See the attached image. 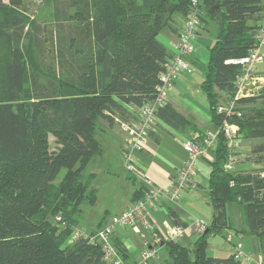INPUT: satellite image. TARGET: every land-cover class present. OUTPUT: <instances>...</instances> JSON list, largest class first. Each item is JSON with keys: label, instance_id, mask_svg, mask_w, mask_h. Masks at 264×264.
I'll list each match as a JSON object with an SVG mask.
<instances>
[{"label": "trees", "instance_id": "16d2710c", "mask_svg": "<svg viewBox=\"0 0 264 264\" xmlns=\"http://www.w3.org/2000/svg\"><path fill=\"white\" fill-rule=\"evenodd\" d=\"M191 1L53 0L55 60L39 73L30 52L42 54L45 28L27 12L25 0H0V264H104L96 233L70 240L84 208L97 200L95 175L88 172L91 159L102 152L95 131L100 120L127 121L124 106L140 109L153 100L170 58L156 37L163 30L175 32V18L184 19ZM198 9L200 26L217 27L201 83L212 129L218 131L208 151L212 218L192 249L160 239L155 229L151 237L166 251V264H240L233 255L207 257V240L232 230L227 208L236 205L246 219L247 230L240 233L254 237L264 254V179L257 177L261 171L224 170L233 153L216 107L234 95L241 68L225 61L254 47L264 3L198 0ZM258 94L241 99L240 117L228 119L238 139H264V91ZM155 117L174 131L192 132L191 141L199 145L207 133L167 103ZM251 152L264 158V144ZM143 194L142 187L136 189L132 202ZM168 217L172 225L184 226L170 210ZM111 242L130 263L121 242Z\"/></svg>", "mask_w": 264, "mask_h": 264}, {"label": "built area", "instance_id": "2783aa9c", "mask_svg": "<svg viewBox=\"0 0 264 264\" xmlns=\"http://www.w3.org/2000/svg\"><path fill=\"white\" fill-rule=\"evenodd\" d=\"M46 0H26L31 7H40ZM200 12L198 9V0H192L190 9L183 19V25L179 33V41L173 48L170 58L167 61L164 71L158 77V85L155 87V96L153 100L138 109L134 116V122L121 121L115 118V124L124 130L128 140L123 153L124 167L131 176H137L140 185L144 191L143 198L132 202L125 211L119 215L111 217L94 236L96 243L103 252L104 264H146L156 257L157 249H147L142 255L140 263H127L118 254L116 248L111 242V235L118 229H130L134 233L144 237L145 234L154 231V225L151 214L158 209L159 198L164 196L169 201L176 202L180 199V192L189 189L194 185V179L199 171L198 159L209 161L211 156L209 150L213 148L217 132L215 130L208 131L202 139V145L191 140L183 144V150L187 154L186 160L176 169L171 178V185L168 191H162L147 178L141 175L137 169L136 155L141 152L147 145L149 134L155 129L157 119L155 111L162 107L166 101L170 88L173 86L179 73L190 69V65L185 58L195 51V37L200 27ZM256 43L246 56L237 60H227V65H239L241 73L235 83V92L231 99L220 103L216 107V113L220 114L224 119L221 124V131L229 143L231 152L237 145L238 134L237 127L228 122L229 118L240 117L243 108L240 100L255 96L259 90L258 80L260 77L256 74V65L264 61V13L263 21L260 29L255 35ZM233 153V152H232ZM232 156L228 163L224 166V170L232 169ZM258 179H264V171L257 173ZM264 191V190H263ZM262 191V192H263ZM198 225V224H197ZM198 233L204 231V227L197 226ZM83 235L77 230L71 234L70 240L73 241ZM162 236L169 242L178 243L184 238V229L174 226L170 223L162 224ZM230 236L227 237V241ZM154 241V240H153ZM155 243V242H154ZM232 255L240 264H253L256 261L262 264L259 254L245 253L241 244L233 247Z\"/></svg>", "mask_w": 264, "mask_h": 264}, {"label": "crops", "instance_id": "0c3cea01", "mask_svg": "<svg viewBox=\"0 0 264 264\" xmlns=\"http://www.w3.org/2000/svg\"><path fill=\"white\" fill-rule=\"evenodd\" d=\"M182 25L183 18L176 17L174 24L175 32L163 30L156 37L157 40L167 49V52L169 54H171L173 48L179 41V33ZM208 25L207 27L205 25H201L199 27L197 36L194 39L195 51L192 55L187 56L185 58L186 62L190 65V69L179 73L173 86L168 92L166 101L167 104H170L176 112H178L188 121H190L198 130L205 132L213 130L210 123V115L208 111L206 97L201 90L204 68L208 59V50L212 46L214 41L212 34L213 32L210 31L211 29H209ZM261 64H264V61L256 65V74L260 77V80H258V85L260 88L257 91L256 96L259 92L264 91V68L261 70L262 72H258L257 70V67H259ZM256 96L252 98H256ZM124 107L129 113L127 121L134 122V116L137 114L138 109H135L131 106ZM99 123L97 130L101 134L102 139L104 141L103 143L105 145H102L97 140L101 146L102 152L100 155L94 156L91 159L88 165V172L95 175V181H97L99 177L104 176L110 180H120L122 170L125 171L122 164V160L123 153L128 140L127 134L124 130H122L115 124L109 125L103 120H100ZM97 130L95 131V133L97 132ZM192 136V132L181 133L174 131L166 124L157 120L156 127L150 133L146 147L136 155V165L141 175L147 177L158 189L162 191H168L170 189L171 178L173 174L175 173L176 169L187 158V154L183 150V144L191 140ZM261 144H264V139H238L237 145L232 151V169L235 172L264 171V158L261 157V153L251 152L253 147ZM126 176L127 179H130L133 182V184L138 181L137 179H139L137 176H131L128 173ZM194 185L198 187L196 180L194 182ZM95 187L97 189V200L94 206H96L99 201V188L97 187V184H95ZM138 187L140 188L141 185L139 184ZM136 189L138 188H135L133 191L131 190L130 193L127 192V194L123 196L122 200L118 196V192L115 191L113 199L118 200L119 205H113L114 213L112 214H109L107 210L108 208H110L109 206L105 208L101 218V221H103L101 223V227L102 225L104 226L105 224H107L108 220L112 216L119 215L120 213L126 210V208L132 203L133 193ZM166 200V197H160L157 204V211L151 214V219L155 231L158 232V235H162L163 223L172 224L171 220L168 217L169 210L175 213L178 219L184 224L182 228H186L185 222L179 218L178 214L175 211L167 208L168 206L166 205ZM126 201L128 202L126 203ZM207 223L208 222H206V224H203L202 222H197L196 233L199 234L197 231L198 225L204 227L208 225ZM98 229L100 230V228H97L95 231H91L90 234L97 233L99 231ZM116 230H119V234L124 233V229L122 228H118ZM246 230L247 226L239 230H233V236L230 234L226 235V242L231 244L229 251L226 252L229 254L227 257L232 255L233 247L237 244H241L245 253L259 254L258 241L252 236L240 233V231ZM77 231L83 235H90L84 234L78 229ZM228 236H230L229 241H227ZM145 237L148 239L146 240V251L147 249L154 247V241L152 240L150 233L145 234L142 239H144ZM233 237L235 240H232ZM113 238L118 239L123 245V248L128 254L127 261L130 263H138L136 262V259L132 258L131 256L132 248L131 245L128 243L129 241L126 239L123 240V238L117 236L115 234V231L111 235V240H113ZM178 243L182 246H185V243ZM112 244L114 245L113 242ZM159 246L161 247L162 245ZM114 247L116 248L115 245ZM154 248L157 249L156 246ZM221 251L222 250L215 249V252L219 253ZM260 256L262 259V264H264V254ZM156 258L157 256L146 264H166V260H164V262H159ZM253 264H258V262L256 261Z\"/></svg>", "mask_w": 264, "mask_h": 264}, {"label": "rangeland", "instance_id": "374dc122", "mask_svg": "<svg viewBox=\"0 0 264 264\" xmlns=\"http://www.w3.org/2000/svg\"><path fill=\"white\" fill-rule=\"evenodd\" d=\"M264 3V0H261ZM26 2V0H25ZM27 12L36 16V20L45 28L44 33L42 34L44 40V48L42 54H40L36 49L31 48L30 57L32 60V69L35 72H39L44 70V67L52 65V62L55 60V44L54 39H52L51 33L53 32V0H46L43 5L40 7H26L24 5ZM206 19V17H205ZM204 23V22H203ZM207 27V23L203 24ZM210 31L214 35H216V25L213 22H210L208 25ZM264 68V64H261L257 67L258 72H262L261 70ZM40 73V72H39ZM42 74V73H41ZM44 75V74H42ZM99 123V122H98ZM100 124V123H99ZM95 138L102 145H105L102 139L101 134L98 132L95 133ZM50 150L54 151L56 146L54 142V138L50 137ZM210 161V160H209ZM122 164L124 167V161L122 160ZM198 167L199 171L197 173L196 183L198 187L193 186L189 189L180 192L179 201L172 202L168 199L166 200L167 208L175 211L179 218L183 220L186 224V228L184 229V238L180 239V243H185V246L189 249H192L194 244L198 239V234L196 233V223L202 222L203 224H210L212 218V208L208 204V180L210 174V165L208 161L198 159ZM125 169V167H124ZM126 171V169H125ZM122 170V175L120 180H110L108 178L99 177L97 181L94 182V185L97 184L99 188V201L98 204L94 207H85L84 208V218L80 220L77 229L82 231L84 234H90L91 231H95L98 228V225L101 224L103 212L107 206L109 214L114 213V206L119 205V201L113 199L115 191L118 192V196L123 199L128 193L133 191L135 188H139L140 181H136L134 184L130 179H127V171ZM65 170H62L59 174L57 180H60L63 176ZM128 200V197H127ZM128 201H126L127 203ZM113 217V216H112ZM227 220L232 228V230H224L221 235H216L207 240V250L206 254L208 257L212 258H226L229 254L226 253L229 251L230 245L226 242V235H234L233 230L242 229L246 227V219L243 210L236 205H232L227 208ZM119 230H115V234L120 238L128 240L131 245V256L136 259V262L140 263L142 261V255L145 253L146 249V237L142 239L139 234L134 233L130 229H124L123 234H119ZM163 237V236H162ZM159 237L167 241L164 237ZM153 240V239H152ZM232 240H235L234 237ZM150 241V240H149ZM158 250L157 260L159 262L167 259V254L164 249L156 245ZM215 249L222 250L221 252H215ZM141 254V255H140Z\"/></svg>", "mask_w": 264, "mask_h": 264}]
</instances>
